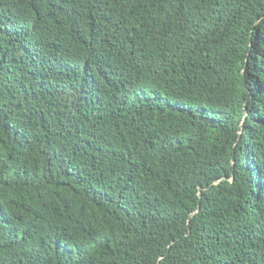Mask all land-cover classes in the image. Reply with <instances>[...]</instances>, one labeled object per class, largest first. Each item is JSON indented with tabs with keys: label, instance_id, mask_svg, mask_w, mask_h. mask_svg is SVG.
<instances>
[{
	"label": "trees",
	"instance_id": "16d2710c",
	"mask_svg": "<svg viewBox=\"0 0 264 264\" xmlns=\"http://www.w3.org/2000/svg\"><path fill=\"white\" fill-rule=\"evenodd\" d=\"M0 264H264V0H0Z\"/></svg>",
	"mask_w": 264,
	"mask_h": 264
}]
</instances>
